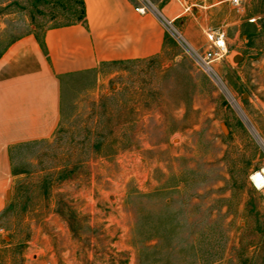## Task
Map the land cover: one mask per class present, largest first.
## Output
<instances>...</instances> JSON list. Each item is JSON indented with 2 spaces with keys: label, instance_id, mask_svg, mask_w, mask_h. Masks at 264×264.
I'll return each instance as SVG.
<instances>
[{
  "label": "rangeland",
  "instance_id": "374dc122",
  "mask_svg": "<svg viewBox=\"0 0 264 264\" xmlns=\"http://www.w3.org/2000/svg\"><path fill=\"white\" fill-rule=\"evenodd\" d=\"M210 2L189 1L226 34L212 73L168 36L165 57L62 82L54 133L9 152L0 264H264V0ZM78 15L0 0V52Z\"/></svg>",
  "mask_w": 264,
  "mask_h": 264
},
{
  "label": "crops",
  "instance_id": "0c3cea01",
  "mask_svg": "<svg viewBox=\"0 0 264 264\" xmlns=\"http://www.w3.org/2000/svg\"><path fill=\"white\" fill-rule=\"evenodd\" d=\"M189 1L152 0V10L138 13L135 0H82L83 23L50 26L39 35L30 31L5 47L0 54V211L12 177L11 147L54 133L64 80L73 85L86 75L98 79L104 64L167 56V21L190 49H202L203 13L193 7L192 17L182 13ZM224 1L211 0L208 6Z\"/></svg>",
  "mask_w": 264,
  "mask_h": 264
},
{
  "label": "built area",
  "instance_id": "2783aa9c",
  "mask_svg": "<svg viewBox=\"0 0 264 264\" xmlns=\"http://www.w3.org/2000/svg\"><path fill=\"white\" fill-rule=\"evenodd\" d=\"M137 5L134 7V10L138 13H144L146 10H152V0H135ZM229 3L238 8L243 0H228ZM192 4L184 2L182 6V13H186L191 10ZM252 20V19H250ZM165 29L167 34L177 41L181 48L192 57L196 65L205 73H212L214 62L222 60L228 50L226 43V34L225 31L221 28H205L203 30V35L205 38V47L199 53L196 52L187 45L182 35L178 30H176L170 22H164ZM262 175H264V165L258 169ZM257 171V172H258ZM251 176V175H250ZM249 176V178H250ZM251 181V180H250ZM264 189V185L260 188Z\"/></svg>",
  "mask_w": 264,
  "mask_h": 264
},
{
  "label": "bare ground",
  "instance_id": "6f19581e",
  "mask_svg": "<svg viewBox=\"0 0 264 264\" xmlns=\"http://www.w3.org/2000/svg\"><path fill=\"white\" fill-rule=\"evenodd\" d=\"M249 179L257 189H260L264 185V175H262L259 171L252 173Z\"/></svg>",
  "mask_w": 264,
  "mask_h": 264
},
{
  "label": "trees",
  "instance_id": "16d2710c",
  "mask_svg": "<svg viewBox=\"0 0 264 264\" xmlns=\"http://www.w3.org/2000/svg\"><path fill=\"white\" fill-rule=\"evenodd\" d=\"M84 22V10H83V2H82V0H79V15H78V17L76 18V19H74V20H71V22H68V23H65V24H70V23H74V22ZM61 25H64V24H61ZM54 26H57V25H54ZM10 43V42H9ZM8 43V44H9ZM7 44V45H8ZM40 44H41V42H40ZM42 45V44H41ZM6 47V46H5ZM5 49V48H4ZM3 49V50H4ZM3 50L0 52V54L3 52Z\"/></svg>",
  "mask_w": 264,
  "mask_h": 264
},
{
  "label": "water",
  "instance_id": "95a60500",
  "mask_svg": "<svg viewBox=\"0 0 264 264\" xmlns=\"http://www.w3.org/2000/svg\"><path fill=\"white\" fill-rule=\"evenodd\" d=\"M238 59H241V56H240V55L237 54V55H234V56H233V60L236 61V60H238ZM221 127H223V124H221ZM5 196H7V193H6Z\"/></svg>",
  "mask_w": 264,
  "mask_h": 264
}]
</instances>
